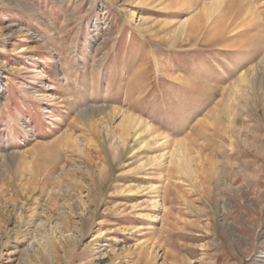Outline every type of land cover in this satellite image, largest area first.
Returning a JSON list of instances; mask_svg holds the SVG:
<instances>
[{
    "label": "rangeland",
    "instance_id": "obj_1",
    "mask_svg": "<svg viewBox=\"0 0 264 264\" xmlns=\"http://www.w3.org/2000/svg\"><path fill=\"white\" fill-rule=\"evenodd\" d=\"M0 264H264V0H0Z\"/></svg>",
    "mask_w": 264,
    "mask_h": 264
},
{
    "label": "bare ground",
    "instance_id": "obj_2",
    "mask_svg": "<svg viewBox=\"0 0 264 264\" xmlns=\"http://www.w3.org/2000/svg\"><path fill=\"white\" fill-rule=\"evenodd\" d=\"M199 134H200V132H199ZM200 135H201V134H200ZM196 138H197V137H195L194 139H196ZM202 149H203V148H202ZM184 152H185V151H184ZM178 155H179V154H178ZM201 157H202V156H201ZM182 158H183V156H182ZM182 162L186 163L185 167H187V168H182V169H183L182 171H183L184 173H188V172H190V169H191V168H190V165H189V164H190L189 161H188L186 158H184ZM202 162H203V161H202ZM161 176H162V173H160V177H161ZM195 178H197V177H195ZM194 185H195V184H194ZM159 191H160V190H159ZM159 191H158V192H159ZM158 199H160V198H158ZM161 202H162V201H161ZM158 204H159V203H158ZM130 214H131V213H130Z\"/></svg>",
    "mask_w": 264,
    "mask_h": 264
}]
</instances>
